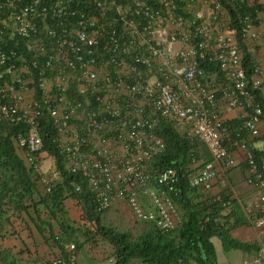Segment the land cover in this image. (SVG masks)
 <instances>
[{
  "label": "built area",
  "instance_id": "built-area-1",
  "mask_svg": "<svg viewBox=\"0 0 264 264\" xmlns=\"http://www.w3.org/2000/svg\"><path fill=\"white\" fill-rule=\"evenodd\" d=\"M257 4L264 0H0V128H26L14 144L40 174L46 119L66 171L84 179L97 211L126 203L166 233L176 226L180 190L176 168L153 165L167 150L157 133L164 118L189 141L192 189L210 190L217 163L235 167L234 148L245 152L257 195L245 215L264 230V160L249 148L261 134L254 91L263 71L255 64L249 83L238 35L246 45L264 40V12L251 11ZM50 176L47 192L63 179L58 169ZM151 184L157 188L145 207L141 195ZM63 248L44 264H79L76 244ZM243 264H264V245Z\"/></svg>",
  "mask_w": 264,
  "mask_h": 264
},
{
  "label": "trees",
  "instance_id": "trees-1",
  "mask_svg": "<svg viewBox=\"0 0 264 264\" xmlns=\"http://www.w3.org/2000/svg\"><path fill=\"white\" fill-rule=\"evenodd\" d=\"M241 10L248 12L246 7ZM257 10L264 12V4H257L255 9H251L254 15H256ZM232 14L235 19L234 26L240 29L241 24L236 18L237 13L235 15L232 11ZM255 22L258 23V21ZM238 35L244 49V64L251 84L254 62L247 45L242 40L240 31ZM209 68L217 69L215 66ZM254 95L263 108L262 119L264 120V95L259 90H255ZM233 122L236 123V121ZM25 131L24 126L4 125L0 128V201L5 197L12 201L11 197L15 189L20 188L17 194V202L22 203V209H27L25 203L28 200L33 201L36 192L40 201L47 206L50 204L60 206L61 197L66 188H72L71 183L73 181L82 183L84 185L83 191L81 193L72 191L71 194L82 201L84 217L95 223V232L113 246L112 257L115 259V264H131L135 259H140L146 264H171L181 259L186 262L193 260L196 261V264H216V250L211 241L214 236L220 237L226 248L249 249L253 246L238 241L230 235V228L227 227L230 225V221H234L232 223L237 225L246 223V219L240 212V208L234 211L230 210L228 214L223 213V210L228 206L224 205V201L229 200L228 196L223 197V200L212 198L207 199V202L196 200L197 190H193L188 182L187 168L191 161L189 141L181 136L166 119L161 120L157 132L165 140L167 150L156 158L153 165L160 169L166 167L177 169L180 191L178 195L174 196V199L181 210V215L179 222L169 232L163 233L155 226L153 230L143 233L135 240L129 232L121 231L103 222L102 214L104 212L96 210L93 195L87 189L84 179L66 171L63 154L54 142L56 131L46 119H43L41 129L45 150L55 158L56 166L64 178V183L56 184L50 192L45 194L39 192L33 184V169L26 165L14 144V138L18 133ZM198 149L201 152L202 145H199ZM253 153L259 162L264 159V148L261 150L253 149ZM2 215L3 212L0 210V217ZM221 219H224V222ZM76 245L79 247L77 242Z\"/></svg>",
  "mask_w": 264,
  "mask_h": 264
},
{
  "label": "crops",
  "instance_id": "crops-1",
  "mask_svg": "<svg viewBox=\"0 0 264 264\" xmlns=\"http://www.w3.org/2000/svg\"><path fill=\"white\" fill-rule=\"evenodd\" d=\"M261 27L263 28V24ZM249 42L248 49L253 62L260 65L264 71V40L253 39ZM235 115L236 111L228 113L229 117ZM260 129L261 135H264V120L260 122ZM251 145L262 149L264 139L255 140ZM234 153L238 164L228 168L217 163L219 177L213 182L208 193H204L203 189L197 190L196 200L203 201L207 197H219L221 194L232 198L234 202L230 210H238L240 206L246 223L227 225L230 235L253 246L249 249L226 248L222 239L214 236L211 241L216 250V264H243L245 259L253 257L264 245V230L249 221L245 215L247 205L257 199L255 189L247 182V177L252 171L245 160V152L241 148H235ZM55 169L57 167L54 157L43 151L41 172L32 175L33 184L42 194L47 193L46 180L51 178L50 174ZM63 183L64 178L58 180V184ZM19 190L20 188L15 189L12 201L6 197L0 201V210L3 212L0 217V264H44L62 254L64 243L75 241L79 245V264H105L110 260L108 257L113 255V246L95 232V223L84 217L83 203L71 194L72 188H66L60 206H47L40 201L36 192L33 201L28 200L25 203L27 209H22V203L17 202ZM232 201L228 203L227 208L231 206ZM117 204L120 203H115L113 207ZM113 207L102 214V219L105 213H111ZM106 250L110 252L107 253Z\"/></svg>",
  "mask_w": 264,
  "mask_h": 264
},
{
  "label": "rangeland",
  "instance_id": "rangeland-1",
  "mask_svg": "<svg viewBox=\"0 0 264 264\" xmlns=\"http://www.w3.org/2000/svg\"><path fill=\"white\" fill-rule=\"evenodd\" d=\"M263 28H264V15H263ZM248 44L250 45V42ZM263 80H264V74H263ZM262 91L264 93V84H263V90ZM260 139H264V135H261ZM209 153L210 152L208 151V149L204 145H202L203 159L210 162L211 161V154H209ZM228 183H229V181H228ZM156 188L157 187L154 185H149L146 188L147 192L145 191L144 193H142L141 201L145 207L151 206L150 192L152 190H156ZM197 193H198V191H197ZM204 193H208V191H204ZM221 196L225 197L226 195L221 194ZM232 200L233 199L229 197V201H232ZM204 201L207 202V199ZM232 206H233V202L229 208H226L223 210V213L228 214L230 212V208ZM239 208H240V206H239ZM179 210L180 209L178 206V214H177V218H176V224L179 222V217L181 215V210L180 211ZM240 210H241V208H240ZM103 222L105 224H107L109 226H113V227H115L121 231L129 232L134 240L137 239L143 233L148 232L150 230H153L155 228L154 223L149 222V221L139 220L136 217V215L133 213L131 208L126 203L117 204L113 207L111 213L110 212L105 213L103 216ZM223 222H224V220H223ZM232 222L233 221L231 220L230 224H232ZM106 252L108 253L110 251L106 250ZM108 259H109V257H108ZM105 264H113V263L109 260V261L105 262ZM132 264H146V263L140 259H138V260L135 259L132 262ZM237 264H239V263H237Z\"/></svg>",
  "mask_w": 264,
  "mask_h": 264
},
{
  "label": "clouds",
  "instance_id": "clouds-1",
  "mask_svg": "<svg viewBox=\"0 0 264 264\" xmlns=\"http://www.w3.org/2000/svg\"><path fill=\"white\" fill-rule=\"evenodd\" d=\"M250 41H252V40H250ZM249 46V44L247 45V47ZM256 63H254V65H255ZM259 91H261L262 93H263V87H262V89H258ZM263 95H264V93H263ZM228 116V115H227ZM229 117V116H228ZM163 118H161V120H162ZM161 120H160V122H161ZM263 120V119H262ZM160 125V124H159ZM159 127V126H158ZM158 129V128H157ZM261 130V129H260ZM158 133V132H157ZM161 136V135H160ZM162 137V136H161ZM260 137H261V134H260V136L259 137H256L255 139H254V141L256 140H258L259 141V139H260ZM165 141V140H164ZM254 141H252L251 143H250V149L252 150V152H253V149H258V150H261L260 148H258V147H255V146H253V145H251V144H253L254 143ZM167 145V144H166ZM205 146V145H204ZM206 148H207V146H205ZM208 149V148H207ZM235 149V148H234ZM263 149V148H262ZM46 151V150H45ZM208 151H209V149H208ZM17 152H18V150H17ZM202 152V151H201ZM210 152V151H209ZM19 153V155H20V152H18ZM209 154H211V153H209ZM254 154V153H253ZM21 156V155H20ZM202 157H203V154H202ZM23 159V158H22ZM54 160H55V158H54ZM212 160V159H211ZM246 160V159H245ZM256 160H257V158H256ZM262 160H264V159H262ZM262 160H261V162H259L258 160V163H262ZM55 164H56V162H55ZM57 167V166H56ZM249 167V166H248ZM58 169V168H57ZM193 190H198V189H193ZM205 191H208V190H205ZM47 192V191H46ZM220 197L222 198V200H223V197L220 195ZM207 199H211V198H209V197H207ZM212 199H216V197H213ZM174 201H175V199H174ZM229 201V200H228ZM176 202V201H175ZM225 202V201H224ZM230 202V201H229ZM176 205H177V203H176ZM226 205H228V204H226ZM177 209H178V206H177ZM108 211V210H107ZM106 212V211H105ZM222 220H224V219H221V221ZM223 222V221H222ZM69 243V242H68ZM75 244H76V242H74ZM66 244V243H65ZM64 246V245H63ZM77 246V245H76ZM77 250H78V247H77ZM79 256V255H78ZM109 258H113V257H110L109 256ZM114 259V258H113ZM115 260V259H114Z\"/></svg>",
  "mask_w": 264,
  "mask_h": 264
}]
</instances>
